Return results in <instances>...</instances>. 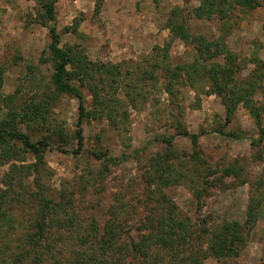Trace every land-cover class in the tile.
I'll use <instances>...</instances> for the list:
<instances>
[{
  "label": "trees",
  "instance_id": "obj_1",
  "mask_svg": "<svg viewBox=\"0 0 264 264\" xmlns=\"http://www.w3.org/2000/svg\"><path fill=\"white\" fill-rule=\"evenodd\" d=\"M58 1L35 0L34 19L49 30L46 48L39 59V63L51 65L49 79L39 77L38 64L30 63L25 84L0 99V166H9L0 185V264L4 261L7 264H158L164 262L166 254L178 261L174 264H203L198 250L187 253L186 248L207 234L204 257L208 254L218 260L239 257L260 214L264 199L259 186L262 181L256 185L262 198L252 195L244 223L223 220L212 228L194 229L180 218L177 205L165 188L185 183L200 202L206 191L205 184L221 182L230 188L250 180L245 158L225 159L215 165L204 158L199 148L200 135L188 132L180 114L173 112L171 124L176 134L191 139L194 150L187 154L188 160L175 147L176 135L157 136L155 141L164 144L165 149L143 160L140 172L143 193L147 187L149 197L139 198V201H145L150 211L140 218L136 234L123 224L134 207L125 196L117 197L118 206L108 208L106 220L100 222L98 210L97 215L84 222L76 209L75 185L67 183L55 190L49 184L52 169L48 166L46 152L58 148L67 151L65 146L72 143L76 145L74 152L81 154L85 150L83 124L88 120L106 119L113 128L127 132L130 108H138L141 101L147 100V86L144 89L147 81L160 83L159 90L168 94L172 109L180 105V84L195 86L205 81L226 108L225 123L215 132L233 139L243 137V132L226 131L242 104L259 129L252 144L258 147V157H263L264 104L256 99V94L264 85V59L258 53L240 56L227 46L224 35L211 39L193 32L183 17L182 8L175 7L167 27L173 38H180L194 48V61L173 64L167 43L156 46V53L137 63L133 72L128 62L91 60L81 42L62 43V34H80V21L75 18L71 25L59 30ZM235 4L253 9L260 2L200 0L192 13L200 19H209L214 14L223 18ZM250 64L254 66L245 75L244 70ZM3 82L4 67L0 66V89ZM27 85L29 91L24 93ZM65 95L79 101L74 132L58 121L54 111ZM87 152L104 164L105 168L97 173L103 178L111 166H118L131 157L126 154L117 157L107 150ZM214 174L216 176L209 180ZM226 178H231L230 184L226 183ZM87 183L88 180L81 186L83 192L87 190ZM155 203L159 206L151 205ZM155 247L160 250L156 254Z\"/></svg>",
  "mask_w": 264,
  "mask_h": 264
},
{
  "label": "rangeland",
  "instance_id": "obj_2",
  "mask_svg": "<svg viewBox=\"0 0 264 264\" xmlns=\"http://www.w3.org/2000/svg\"><path fill=\"white\" fill-rule=\"evenodd\" d=\"M257 1L260 5L253 9L235 4L223 18L214 14L209 19H200L192 13L200 0H59L57 27L62 30L78 18L80 34H62V43L81 42L91 60L128 62L134 72L137 63H142L145 58L156 53V46L167 43L170 44L168 52L173 64L194 61V48L180 38H173L167 27L173 9L179 7L193 32L203 33L211 39L224 35L227 46L235 53L242 57L258 53L264 59V0ZM35 8V0H0V66L4 67L0 99L15 92L20 84H25L28 64H38L41 78L49 79L52 72L50 64L39 63L48 42L49 30L35 21ZM253 66L250 64L244 74L247 75ZM158 85L156 81H147V85H144V89L147 86V100L141 101L138 108H130L127 132L113 128L106 119L88 120L83 124L85 150L81 154L74 152L76 145L72 143L65 146L67 151L58 148L46 152L48 166L52 169L49 184L55 190L67 183L75 185L76 209L84 222L92 215H97L98 210L100 222L106 220L109 217V213L105 216L108 208L118 206L120 203L117 197L125 196L134 207L133 213L123 224L136 234L135 228L141 223L140 218L143 219L150 211V206L145 201H139V198L143 200L149 197L147 187L143 193L144 185L140 174L144 167L143 160L165 149L164 144L155 141L157 136L164 133L176 135L175 147L188 160L190 158L187 154L194 150L189 137L176 134L177 131L171 124L175 112L181 115L188 132L200 135L199 148L204 158L213 165L225 159L245 158L250 178L249 182L230 188L221 182L217 185L211 182L205 184L206 191L200 202L191 187L185 183L165 188L177 205L178 216L192 224L194 229L212 228L223 220L244 223L252 195L260 198L264 192V155L258 157V147L252 144V139L259 135L254 119L240 104L233 121L226 126V131L243 132V137L233 139L220 135L215 130L225 123L226 108L221 98L211 92L205 81L195 86L180 84V105L175 109H172L168 94L159 90ZM28 91L27 85L24 93ZM256 99L264 104V85L256 94ZM87 100L90 108V96ZM54 111L58 121L70 132L76 130L79 113L77 98L63 96ZM94 149L107 150L117 157L123 154L131 157L118 166H111L103 178L102 174L97 173L105 168L104 164L87 152ZM138 158L142 161L139 162ZM8 169V165L0 166V185L3 174ZM214 176L216 174L209 180ZM86 180L89 183L87 190L83 192L81 186ZM225 181L230 184L231 178H226ZM260 181L261 193L256 191V185ZM151 205L159 206L156 203ZM208 237V234L204 235L200 240L196 239L192 247L186 248L187 253L198 250L203 257V264H264V199L260 205L259 217L249 231L246 246L239 257L220 260L209 254L204 257ZM158 251L160 250L155 247L154 254ZM164 256V262L158 264L178 262L170 259V255ZM4 264L7 262L4 261Z\"/></svg>",
  "mask_w": 264,
  "mask_h": 264
}]
</instances>
